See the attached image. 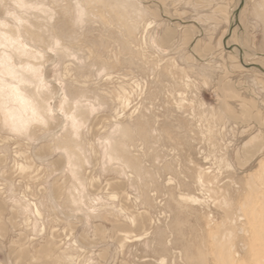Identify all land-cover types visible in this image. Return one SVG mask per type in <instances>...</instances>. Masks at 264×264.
<instances>
[{
  "label": "rangeland",
  "instance_id": "1",
  "mask_svg": "<svg viewBox=\"0 0 264 264\" xmlns=\"http://www.w3.org/2000/svg\"><path fill=\"white\" fill-rule=\"evenodd\" d=\"M0 264H264V0H0Z\"/></svg>",
  "mask_w": 264,
  "mask_h": 264
},
{
  "label": "crops",
  "instance_id": "2",
  "mask_svg": "<svg viewBox=\"0 0 264 264\" xmlns=\"http://www.w3.org/2000/svg\"><path fill=\"white\" fill-rule=\"evenodd\" d=\"M195 29H196L195 25H194V26H188V27L182 32V35L178 34L177 31H176V33H175L174 30L169 29L170 31H169V33H168V36H169V34H171V36L173 35V36H175V37H180V36H181L180 38L183 39V37L186 36V34H187L188 32H193V33H194ZM173 36H172V37H173Z\"/></svg>",
  "mask_w": 264,
  "mask_h": 264
},
{
  "label": "bare ground",
  "instance_id": "3",
  "mask_svg": "<svg viewBox=\"0 0 264 264\" xmlns=\"http://www.w3.org/2000/svg\"><path fill=\"white\" fill-rule=\"evenodd\" d=\"M121 117V116H120ZM1 119H3V118H1ZM5 120V119H4ZM5 122V121H4ZM14 126V125H13ZM11 127H12V125H11ZM16 128V127H15ZM15 130V129H14ZM18 130V129H17ZM19 130H21V129H19ZM23 132V131H22ZM16 133V132H15ZM12 196V195H11ZM24 204V203H23ZM38 216L39 215H41V213H40V211L38 210V209H36V212H35Z\"/></svg>",
  "mask_w": 264,
  "mask_h": 264
}]
</instances>
